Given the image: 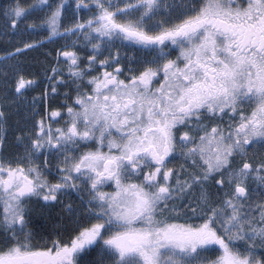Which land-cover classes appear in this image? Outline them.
Listing matches in <instances>:
<instances>
[{"label":"snow or ice","instance_id":"obj_1","mask_svg":"<svg viewBox=\"0 0 264 264\" xmlns=\"http://www.w3.org/2000/svg\"><path fill=\"white\" fill-rule=\"evenodd\" d=\"M0 264H264V0H0Z\"/></svg>","mask_w":264,"mask_h":264}]
</instances>
